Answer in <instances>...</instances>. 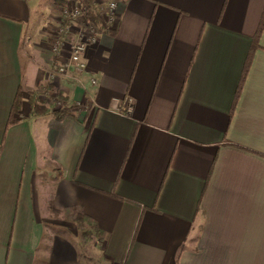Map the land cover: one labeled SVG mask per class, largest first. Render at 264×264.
<instances>
[{"label": "crops", "instance_id": "0c3cea01", "mask_svg": "<svg viewBox=\"0 0 264 264\" xmlns=\"http://www.w3.org/2000/svg\"><path fill=\"white\" fill-rule=\"evenodd\" d=\"M263 8L116 0L69 77L61 9L0 0V264H86L77 214L97 264H264V23L229 116ZM30 93L71 109L31 115Z\"/></svg>", "mask_w": 264, "mask_h": 264}, {"label": "built area", "instance_id": "2783aa9c", "mask_svg": "<svg viewBox=\"0 0 264 264\" xmlns=\"http://www.w3.org/2000/svg\"><path fill=\"white\" fill-rule=\"evenodd\" d=\"M116 0H108L104 4H100L96 9L98 12V22L93 24L82 16L81 5L71 3L65 5L64 9L59 12L60 22L51 24L44 22L43 26L46 34V46L53 56L58 60L56 63V72L63 76H77L86 69L83 60V52L88 45L96 42L98 29H107L115 20ZM75 22L74 27L72 23ZM69 36V38L67 37ZM67 49L63 52L65 39ZM93 83V81H91ZM61 107L59 101L54 102ZM117 100L113 99L112 108L127 114L131 111L130 99L125 100L123 108L116 106Z\"/></svg>", "mask_w": 264, "mask_h": 264}, {"label": "trees", "instance_id": "16d2710c", "mask_svg": "<svg viewBox=\"0 0 264 264\" xmlns=\"http://www.w3.org/2000/svg\"><path fill=\"white\" fill-rule=\"evenodd\" d=\"M52 2L56 6H58L59 9H64L67 2L78 3L81 5L82 14L87 21H89L93 24H96L98 22V12H97V9L92 6L91 0H52ZM263 23H264V8H263V11L261 13L256 31H255L254 36H253L251 48H250V50L246 56L245 63L243 65L241 74L239 76L237 87H236L234 97H233V100H232V103L230 106L229 116L232 113V109L234 107V104H235L236 99L238 97L239 91L241 89V85L243 83L247 68L249 66L252 51H253L254 47L256 46V40H257L258 35L262 29ZM56 98H58V97L56 96L55 99ZM28 102H29V106H30V114L31 115H40V114L50 112L51 115H53L56 119H60L61 117L67 115L71 109V107H65V106L55 108L54 106H52V104L51 105H44L41 101H39L35 97V94H32V93L28 94ZM9 122H12V120H9ZM75 218L77 220L85 221L87 224L91 225V220H89V218L84 216V215L77 214L75 216ZM99 233L102 234V232H100L99 230L96 229L95 234L97 235ZM81 235L87 239H89L92 236L91 233L89 232V230H87L85 228L81 231Z\"/></svg>", "mask_w": 264, "mask_h": 264}, {"label": "rangeland", "instance_id": "374dc122", "mask_svg": "<svg viewBox=\"0 0 264 264\" xmlns=\"http://www.w3.org/2000/svg\"><path fill=\"white\" fill-rule=\"evenodd\" d=\"M55 97H54V95H52V96H50L48 99H46V100H44V105L46 104V105H51L52 104V106H54L55 108L56 107H59V106H57V104L56 103H54V102H56V101H59V102H61V100H59L58 98H56L55 100ZM85 229H87V230H89V232L90 231H93V228H92V226L91 225H89V224H87L86 222L84 223V226H83ZM73 228V227H72ZM46 229H50L49 227H47ZM54 230L58 233V234H61L62 236H63V234H64V236H65V234H67L66 233V229H60L59 227H57V228H54ZM91 233V232H90ZM60 235V236H61ZM79 237V236H78ZM93 235L89 238V239H87V238H85V237H83L82 235H80V238H83V240L85 241V262H86V264H97V261L96 260H94V256L92 255V251H94V246H93V243H94V240H93ZM80 246H78L77 247V254H78V256H83V252H82V250L79 248Z\"/></svg>", "mask_w": 264, "mask_h": 264}]
</instances>
